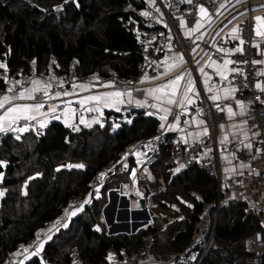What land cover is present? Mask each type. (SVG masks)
Here are the masks:
<instances>
[{
  "label": "trees",
  "instance_id": "16d2710c",
  "mask_svg": "<svg viewBox=\"0 0 264 264\" xmlns=\"http://www.w3.org/2000/svg\"><path fill=\"white\" fill-rule=\"evenodd\" d=\"M146 6L147 0H0V63L6 64L9 72L26 74L34 68L37 74H59L74 59L78 74L106 75L113 70L121 78H131L137 74L141 58L136 31L145 27L144 19L131 7L142 10ZM130 121L117 128L108 122L74 130L52 120L40 135L29 129L18 134L19 140L11 134L1 138L0 161L5 163L0 166V192L4 193L0 196V264L9 252L36 238L39 230L62 215L73 200H82L94 174L115 161L128 143L158 128L154 117L136 116ZM169 152V146L163 147L148 169L161 171L166 187L152 195L165 198L156 197L159 215L170 212V208L177 219L158 220L154 213L152 223L135 234L106 235L104 225H97L99 230L93 226L99 221L100 200L104 188L111 186L108 184L98 197L90 198L84 213L73 221L79 224L76 239L79 234L81 237L74 243V251L82 264H107L110 248L139 253L148 244V236L153 237L150 247L159 255L178 254L191 245L207 205L210 232L219 196L215 178L193 168L171 174L164 164ZM78 161L85 167H62ZM152 185L156 187V181ZM192 189L199 191L200 200L190 196ZM246 206L239 200L220 201L213 232L216 246L201 264H246L245 239L252 233L255 220ZM158 231L164 232V238ZM64 233L70 234L71 228ZM60 246L55 240L47 241L42 256L30 257L25 264H71L72 254L62 253Z\"/></svg>",
  "mask_w": 264,
  "mask_h": 264
},
{
  "label": "built area",
  "instance_id": "2783aa9c",
  "mask_svg": "<svg viewBox=\"0 0 264 264\" xmlns=\"http://www.w3.org/2000/svg\"><path fill=\"white\" fill-rule=\"evenodd\" d=\"M253 0H192V3L182 2V0H156L155 6L159 8V12L150 13L145 17L141 15V10H136L133 7L131 9L145 21V27L136 31V37L138 42L139 55L141 56L138 63V72L131 78H121L113 70H109L105 74H78L76 71L77 61L72 59L69 62V66L66 71L59 74H52L54 78L45 83L51 82L53 88L50 92L55 91H73L72 85L78 82H89L96 87L103 86L107 82L111 81L114 84L113 89H130L135 87L137 81L144 75H147L152 70L156 69L158 57L161 53L165 52L166 45H169L173 49L182 51L186 58L188 66L195 70V64L193 59V53L195 47L198 44L205 46L212 54V56L218 60H222L224 57L223 52L218 51L219 48L232 49L230 54L231 60L237 63L231 64L230 68H240L243 70V75L238 73H230L228 82L230 85L236 87L238 92L244 96L248 103V111L245 117L247 127L251 133L249 150L240 149L236 142H232L228 145L229 149L233 152L236 161L243 162L246 166L242 171L233 175L224 183L221 179L220 164L217 157V150L215 145L214 129L210 122H207L209 127V133L202 135L198 139L192 142L180 141L174 139L167 133L166 129L157 128L152 134L135 139L128 143L125 148L120 152L115 161L109 162L100 171H97L90 183L88 194L90 198L98 197L101 190L108 184H114L108 187V192L118 191L121 193L124 186L121 181H114L116 176L124 175L125 178L136 171L139 168L148 169L149 166L154 164L160 151L163 147L169 146L170 152L164 159V164L167 170L171 174H175L176 169L181 165H184L181 170L187 169H199L205 173L208 177H215L218 186L219 200L214 203L216 218L212 223L209 234L203 235L201 233L202 223L205 219V211L200 216L197 229L193 233L191 245L178 254H173L170 258L160 264H201L206 254L211 249L215 248V242L213 238V232L217 221V211L220 204V194L222 190L230 188L238 191L247 192L251 201L246 206V210L254 217V228L252 233L246 240V264H262V255L264 254V103L263 93L255 88L256 70L258 64L253 65L251 61L253 59L259 60L264 58L261 54L264 51V40H260L259 47H254L252 43L253 36V18L251 15ZM226 7H235L236 5H244L245 13L238 21V40L237 42H231L229 37L222 38V35H217L213 44L206 45V41H200L195 34L185 36L180 31L178 24L179 19H183L187 26H192L194 21L203 16L199 12L198 6H204L208 12L207 16L210 20L211 26L214 27L213 32H216L218 23L220 22L218 9L221 4ZM243 39L244 43L241 45L240 40ZM242 48L243 53L236 52L235 49ZM247 60L249 63H239V61ZM210 73L213 71L208 70ZM34 68H31L28 73H21L19 70L16 72L5 73L4 69L0 70V75L3 78L7 76V83L3 78V88L0 89V95L5 94L7 88L12 86V82L20 80L22 83L27 84L29 77L36 75ZM43 79L49 74H40ZM247 76V80H245ZM95 77H99L97 81ZM235 77V78H233ZM63 81V89L59 87L60 82ZM131 82V83H129ZM220 83H222L220 81ZM247 84V87H245ZM18 90L19 86H15ZM75 93H78V88L75 89ZM135 95H139L140 91H135ZM259 97V99H257ZM41 93L36 95V100H42ZM59 101L50 100L46 103L44 110L48 108H55ZM205 105L201 104L200 108L204 111ZM79 109V106H75ZM121 111L112 112L105 111L103 115L95 113H85V118L91 120L93 116H97L99 124L105 125L108 122L113 124V127H119L123 123H127L133 117H158L159 113L154 109L141 110L133 107L132 105H122ZM2 109H0V115ZM79 117V112L77 113ZM171 119V116L169 117ZM34 124L35 122H31ZM24 121H19L17 126H23ZM91 124V125H92ZM29 129L36 130L33 127ZM43 130V129H42ZM42 130L41 133H42ZM5 134L18 135L20 133L14 131L0 132V140ZM158 137V139H156ZM137 152L142 155H137ZM101 173L104 175L101 176ZM113 187V188H112ZM74 202V201H73ZM209 209V206L205 207ZM152 220L147 224H151ZM259 234V235H258ZM36 238H32L25 247L31 245ZM150 243L147 244L139 253L127 254L124 250L109 249L107 251L106 259L107 264H153L152 252L150 249ZM21 251V246L16 250ZM9 252L6 260L3 264H18V261L23 259L22 256H17L15 252ZM42 253L39 256L41 257ZM111 256V259L109 257ZM71 264H82L81 259L75 253L72 254Z\"/></svg>",
  "mask_w": 264,
  "mask_h": 264
},
{
  "label": "snow or ice",
  "instance_id": "6c2138e0",
  "mask_svg": "<svg viewBox=\"0 0 264 264\" xmlns=\"http://www.w3.org/2000/svg\"><path fill=\"white\" fill-rule=\"evenodd\" d=\"M68 0H65V3H67ZM147 2L155 6L156 0H147ZM182 2L186 3H192V0H182ZM237 2H240V0H237ZM60 6H57V10H59ZM199 12L203 16H207L208 12L204 6H198ZM225 5L222 3L220 5V8H224ZM156 11L159 12V8H156ZM219 11V9H218ZM141 15L147 17L150 15L148 11L141 12ZM255 25H254V32L255 36L259 37L261 40H264V18L260 16L254 17ZM181 27H185V21L183 19L180 20ZM200 27H203V24L200 20L196 21V27L192 28L185 32V36H190L192 32L197 31ZM239 31L238 28H233L232 32L237 33ZM202 38L198 37V39ZM244 43V40H240V44L242 45ZM254 47H259L258 42L255 40L253 41ZM218 51L223 52L225 56L230 55L233 50L231 49H224L219 48ZM236 52L243 53L242 48L235 49ZM262 55H264V51L261 52ZM167 59V58H166ZM173 63L172 64H165V71H171L174 69L178 63H183V55L182 54H176V56L172 57ZM237 63L236 61H233L231 59H224L223 64H217L216 61H211L208 65L209 67H214L216 74L220 77L221 80H227L228 74L230 72L232 73H238L243 75V70L240 68H229V65ZM239 63H249L247 60L239 61ZM253 65L256 64H264V60H256L253 59L251 61ZM0 69H4L5 73L7 72V65L4 63H0ZM200 73L204 76V89L205 91L209 93H214L211 96L208 97L213 102L220 101V100H228L233 97V94L238 91V89L234 86H228L224 87L222 89L223 95L220 94L221 90L216 89L215 86H211L209 84V80L211 77L205 73L204 68L199 69ZM187 75L188 79L185 81V85L183 88L182 95L178 98V92L181 90V80L184 78V76ZM257 76L264 77V70L257 71ZM5 83H7V76L4 77ZM235 78V77H233ZM245 80H247V76L244 77ZM95 79L98 81L99 77H95ZM152 79L145 75V77L140 81L141 83H144L145 81ZM131 83V82H129ZM231 82H229L230 84ZM19 86L18 90L15 86ZM94 85L91 84H73L72 89L73 91H55L50 92V89L53 88V85L51 82L45 83L38 79H32L28 86H25V83H22L20 80H15L12 82V86L7 88V91L5 94L0 95V109H3V114L0 115V132H6V131H14L17 133H23L29 130L30 127L35 128L37 135L41 134L42 129H44L49 121V119H63L64 123L68 127H72L74 130H79L78 127L73 123L74 119L77 116V113L79 112V123L84 124L86 127H90L92 123H99V119L97 116H93L91 120H88L85 118V113H97L100 116L103 115V109L104 108H115L117 112L121 111L120 105H123L125 103L132 104L135 102L137 107H142L145 104L148 103L147 99L145 101L135 100L133 98L132 92L133 91H143V93L146 95V97H150L151 100L155 101V103L150 104V107L157 108L160 113H162L159 117L161 123L160 128L164 129L167 127L169 130H178L183 131L179 127L180 124V115L175 114L174 120L175 123L166 124L169 115H173L172 107L173 105H176L181 108V110H184L186 105L193 104V96H199V93L196 91V84L195 81L191 79L190 73H183L180 75L175 76L174 79L169 80L167 83L159 85L157 87H150L148 89H124V90H113V91H105L102 93H98L95 95H86V96H80L76 100V103L79 105V109L73 107V101L72 100H62L60 104H58L55 108H48L47 111H44L45 105L48 101L59 99L61 97H70L73 95H76L75 89H80L81 91H88L90 87ZM106 88H114L113 82L109 81L106 84L103 85ZM59 87L63 89V81L60 82ZM245 87H247V84H245ZM255 88L258 89L261 93H264V83H261L260 81L255 82ZM38 93H41L43 96L42 100L37 101L36 95ZM259 99V97H257ZM30 101V102H29ZM264 103V101H261ZM235 103L240 107L241 114L244 112L245 105L242 101L236 100ZM62 105V106H61ZM217 110L224 111V108L221 107L220 104H215ZM202 110L197 109V115H201ZM227 114L229 118L236 115V113L233 111L232 107H227ZM19 121H24L25 124L23 126H17L13 127L14 125H17ZM31 122H35L32 124ZM131 123V121H128ZM184 124H188V121H183ZM195 123L197 125H205V121L201 119H196ZM101 126H103L101 124ZM221 128H223V125H221ZM208 134V128L205 126L202 128V131L198 133V135H207ZM21 137L19 135L16 136V139L19 140ZM158 139V137H156ZM183 139V138H182ZM225 140L227 137L224 138ZM187 141L185 140V143ZM223 142V141H222ZM246 147L251 148V145L248 144ZM137 155H142L141 153L137 152ZM4 161H0V166L4 165ZM184 165H181L179 168L176 169L177 172L180 171V168H182ZM62 167H67L69 169L71 168H83L85 167L83 164H67L62 165ZM59 170V169H57ZM225 171L227 172L228 169L226 168ZM3 174L0 173V176ZM104 174L101 173V176ZM133 177H135V173L133 172ZM4 193L0 192V196H3ZM199 199V197H197ZM90 200L85 199L83 203L79 207L72 208L70 205V208H72L71 211L65 210V218L70 219L71 217H74L77 215V213L82 212L84 210V205L89 204ZM191 207V205H189ZM57 225L67 227L66 223H61L60 220L56 222L52 227H57ZM51 228L48 229V232H51ZM58 230V228H57ZM99 230V228H97ZM259 235V234H258ZM51 236L44 234V238H41V233L36 234V240L29 246H21V251L17 252V256H22L23 259L18 261V264H24L26 260H28L30 257L39 256L41 251L44 249L45 244L47 241L51 240ZM111 259V256L109 257ZM41 264H43V261H41Z\"/></svg>",
  "mask_w": 264,
  "mask_h": 264
},
{
  "label": "crops",
  "instance_id": "0c3cea01",
  "mask_svg": "<svg viewBox=\"0 0 264 264\" xmlns=\"http://www.w3.org/2000/svg\"><path fill=\"white\" fill-rule=\"evenodd\" d=\"M253 1L254 2H252L251 15L253 18V25H255L254 17L260 16V17L264 18V0H253ZM237 6L238 5H236L235 7H226L225 6L224 8H219L218 12L220 13V15H219L220 16L219 17L220 22L218 23V26H217L215 33L213 32L214 27L211 26L209 18L203 17V16H199L194 21L192 26H187L185 24V27H181L180 20L182 18L179 19L178 24L180 26V31L183 35H185V32L192 29V28H195L196 27V21L200 20L201 23L203 24V27H200L197 31L192 32L191 35L195 34V37H201L202 36V38H200L199 40L200 41L205 40L206 45L213 44L214 39L217 35H222V38L229 37L231 39V42H234V41L237 42L239 31L237 33H233L232 30H233V28H238L237 23H238L239 19L245 13L244 8H241L239 11H235V12L231 13L233 9L237 8ZM143 11H149L151 13H153V12L157 13L156 7L150 5L148 2H147L146 8L141 10V12H143ZM254 40L256 42H258V44H259L261 39L259 37L255 36L254 27H253L252 43ZM168 45H169V43H168ZM168 45H166L165 52L161 53L160 57H158L156 69L152 70L150 73L147 74V76L152 78V79H149V80L145 81L144 83H141L140 81L145 77V75H144L143 77H141V79L139 81L136 82L135 87L130 88V89L144 90V89H148L150 87H157L159 85L167 83L171 79H174L175 76H177V75H180L183 73H190L191 79L195 81L196 91L199 93V96L197 97L194 95L193 96V101H194L193 104L186 105L184 110H181V108L176 106V105L171 106L172 111H173V115H169V117L171 116V119L168 117V120L166 122V124L175 123L174 115L179 114L180 115L179 127L181 129H183V131L169 130L167 127H165L164 129H166L167 133H169L170 136L173 137L174 139H177L180 141L186 140L187 142H192V141H194V140H196L202 136V135H198V133H200L202 131L203 127H205V126L207 127V122L211 121L210 123L212 124L213 129H214L215 145H216V150H217V157L219 159V164H220L221 179L224 178L227 180L230 177H232L233 175L242 171L243 167L246 166L243 162L235 160L234 154L229 149L228 145L232 142H236L240 149H243V150H249L250 149L249 147H246V145L250 144V138H251V133L247 127L246 120H245V117H246V114L248 111V103H247L246 99L244 98V96H242L238 91L235 92L233 94V97L231 99H228V100H220V101L213 102L210 99H208V97L214 93H209V92L205 91L204 83H203L204 76L200 73L199 69L202 67L204 68L205 73H207V75L209 77H211V79L209 80V84L211 86H215L216 89L221 90L220 94L223 95L222 89L224 87H228V86H232V85L229 84L228 79L227 80H221L220 77L216 74L215 68L209 67L208 65L213 60L216 61L217 64H223L224 59H226V58L231 59V56L230 55L225 56V54L223 53L224 54L223 59L218 60L212 56L211 52L205 46L198 44L195 47V50L193 53V59H194V64H195V70H193L188 66L187 58H186L185 54L182 51L173 49L172 47H170ZM176 54H182L184 62L178 63V65L174 69L166 72L165 71V64L166 63L172 64L174 62L172 57L176 56ZM259 60H264V58H261ZM229 68H230V65H229ZM208 70L213 71V73H210ZM262 70H264V64H258L256 72L262 71ZM230 73L228 74V78L230 76ZM48 74L49 75L46 76V79H43L42 75H40V74H36V75L29 77L26 86H28V84L30 83V81L32 79H38V80L45 82L46 80L48 81L49 79L54 78V76L52 75V74H54L53 72H50ZM187 79H188V76L185 75L184 78L181 80V90H180V92H178V98L182 95L183 88L185 85V81ZM220 81L222 83H220ZM256 81H260L261 83H264V77L256 75L255 82ZM80 83L90 84L89 82H86V81L78 82L77 84H80ZM113 90H116V89L106 88L102 85L99 87L92 86L86 92L78 89V93H76V95H73L70 97H61V98L55 99V100L61 102L62 100H69L70 99L73 101V107H75L76 105L78 107L79 105L76 103V100L80 96H86V95H90V94L95 95V94L102 93L105 91H113ZM134 92L135 91L132 92L134 101L140 100L143 102L147 99L148 103L142 107H137L135 102H133L132 104L125 103L123 105H132L133 107L141 109V110H148V109L156 110L159 113V116L154 117V118L157 119L158 128H160L161 121H160L159 117L162 113H160L157 108H153V107L149 106L150 104L155 103V101L151 100L150 97H146V95L143 93V91H140V94L138 96L135 95ZM236 100H240L244 103L245 108H244L243 114H241L240 107L235 103ZM263 101H264V93H263ZM204 103H206L205 109H204V111L202 110V114L198 116L197 115V109H201L200 106H201V104H204ZM214 103L220 104L221 107L224 108V111L217 110L216 107L214 106ZM121 106L122 105H120V107ZM227 107H232V109L236 113V115L229 118V116L227 114ZM3 111L4 110L2 109L1 115L3 114ZM44 111H46V110H44ZM105 111L116 112L115 108H104L103 112H105ZM95 114H97V113H95ZM196 119L204 120L205 125H197L195 123ZM52 120H56V119H49L48 123ZM59 120L64 122L63 119H59ZM185 120L188 121V124L183 123V121H185ZM73 123L77 127H79V126L86 127L84 124L79 123L78 115L74 119ZM221 125H223V128H221ZM207 128H208V133H209V131H210L209 127H207ZM225 137H227L226 140L224 139ZM226 168L228 169L227 172L225 171ZM216 183H217V181H216ZM225 191H228V197L224 198L222 195L223 193H221V198H222L221 200L222 201L239 200V201L245 202V204H249L251 201L250 195L246 192L238 191V190L230 188V187L227 188ZM110 194L113 197H116V195H118V196H120V198H123V195L120 194L116 190L111 191ZM236 195H241L242 199L241 198L238 199L236 197ZM225 199H227V200H225ZM70 205L67 208V210H69V211L72 210V208H70ZM71 206L73 207V205H71ZM139 210H140V208L133 209L130 211V216H127L126 225L127 224H129V225L133 224V222H134L133 220H134L136 214H139ZM168 258L169 257L161 256L158 253L153 254V257H152L153 264H160L161 262L168 260Z\"/></svg>",
  "mask_w": 264,
  "mask_h": 264
},
{
  "label": "rangeland",
  "instance_id": "374dc122",
  "mask_svg": "<svg viewBox=\"0 0 264 264\" xmlns=\"http://www.w3.org/2000/svg\"><path fill=\"white\" fill-rule=\"evenodd\" d=\"M238 6H237V8L233 9L231 13H233L235 11H239L241 8H244V5H242V4L239 7ZM114 128H117V127H114ZM75 164H83V163L78 161V162H74V165ZM133 172L135 173V177H133ZM161 174H162L161 171H152L150 169L139 168L136 171H132V173L129 174V176H127L126 178L124 175H119L116 179H117V181H121L124 183L123 184L124 186L122 187V190H121L122 193H120L123 195V198H120V196H118V195H116V197L111 196V194H110L111 192H108V189L104 188L106 191H104L102 193V197L100 200V204H101L100 218H99L98 223L96 225H94L93 227L95 228L99 224L104 225L105 234L109 235V236H117L120 234L127 235L128 232L124 229L126 227L127 216H130L131 210L140 208L139 199H144L145 205L153 213L151 218H150L151 220L154 219L153 218L154 213H156L155 218L158 220L162 217L164 219L165 218L169 219V222L176 220L177 218H175L174 212L170 208L168 209L170 212L165 211L163 216H162V214L159 215L160 209H158V206H157L159 204L158 201L160 199L164 200L165 199L164 196L161 197L159 195V196L152 197L153 194L158 193L160 190H166V187H165V184L163 182ZM153 181H156V185H155L156 187H153V185H152ZM222 181L224 183H226V179L222 178ZM111 185L113 186L114 184L112 183ZM145 186L147 188L149 187L148 188V190H149L148 199L144 198L146 195L145 194ZM227 187L229 188V186H227ZM190 193H191L190 196L191 195L194 196L196 200H200L202 197V196L200 197L201 194L199 193L198 190L196 191L195 189H192V191ZM222 193H223L222 195L224 198L228 197V191L222 190ZM197 197H199V199H197ZM236 197L238 199H240V198L242 199L241 195H236ZM85 199L90 200V195L88 194V192L82 200H73L74 202H72V204L71 203L70 204L73 205L72 208L79 207ZM126 199H129V204L126 203ZM225 200H227V199H225ZM171 203L172 202H169L170 207H171ZM86 205H84V210L82 211L83 213L85 211ZM65 210H64L63 214L60 215L59 217H57L53 222L45 225L44 228L39 230V233H41L42 239L44 238V234L46 233L47 235H50L52 237L51 240H55V242L61 244L60 247L63 248L62 253L67 252V253L73 254L76 252L74 250H77V248L75 249V247H77V246L74 245V243H77V240L81 237V235L79 234L77 236V239H76V233L78 232L77 230H78V225H79L78 221L73 222L74 218L76 216L71 217L70 219L65 218ZM204 211H205L206 215H205V219L203 220V223H202L201 233L203 235H206L209 233V231H208V228H209L208 227V225H209L208 219H210L211 215L209 212L210 210H208V208L207 209L205 208ZM82 212L77 213V215L82 213ZM212 212L214 214V219L212 222H214V220L216 218V211H212ZM58 220H60L62 224L66 223L67 227H63L60 225H57V227H55V228L52 227L54 224H56V222ZM69 227L71 228V233L65 234L64 233L65 230ZM166 227L167 226L165 224L163 226V228L166 229ZM50 228L52 230H51V232H48L47 230ZM57 228H58V230H57ZM158 233H159L158 236L164 238V235H165L164 232L158 231ZM65 239H66V242H64ZM68 239L73 240V243L67 242ZM245 240H247V238ZM146 241L148 244L153 242V237L148 236ZM63 243H65V244H63ZM243 243H244V240H243ZM245 244H246V241H245ZM151 249H152V255L157 254L158 251L156 248L155 249L151 248ZM25 263H26V261L24 262V264Z\"/></svg>",
  "mask_w": 264,
  "mask_h": 264
},
{
  "label": "water",
  "instance_id": "95a60500",
  "mask_svg": "<svg viewBox=\"0 0 264 264\" xmlns=\"http://www.w3.org/2000/svg\"><path fill=\"white\" fill-rule=\"evenodd\" d=\"M145 194L146 195L144 198L148 199L149 190L147 187H145ZM217 200H219V197ZM126 203L129 204V199H126ZM139 204H140L139 214H136L133 220L134 221L133 224L131 225L127 224L126 227L124 228L129 235L135 234L138 229L146 225L150 221V218L153 214L145 205L144 199H139Z\"/></svg>",
  "mask_w": 264,
  "mask_h": 264
},
{
  "label": "clouds",
  "instance_id": "9594fccd",
  "mask_svg": "<svg viewBox=\"0 0 264 264\" xmlns=\"http://www.w3.org/2000/svg\"><path fill=\"white\" fill-rule=\"evenodd\" d=\"M73 202V201H72Z\"/></svg>",
  "mask_w": 264,
  "mask_h": 264
}]
</instances>
